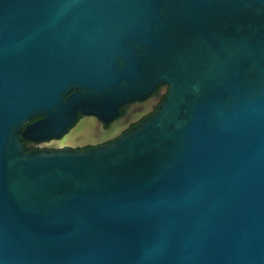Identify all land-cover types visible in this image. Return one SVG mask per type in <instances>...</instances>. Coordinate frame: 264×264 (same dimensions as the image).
Masks as SVG:
<instances>
[{"label": "water", "instance_id": "obj_1", "mask_svg": "<svg viewBox=\"0 0 264 264\" xmlns=\"http://www.w3.org/2000/svg\"><path fill=\"white\" fill-rule=\"evenodd\" d=\"M0 264H264V0H0Z\"/></svg>", "mask_w": 264, "mask_h": 264}]
</instances>
